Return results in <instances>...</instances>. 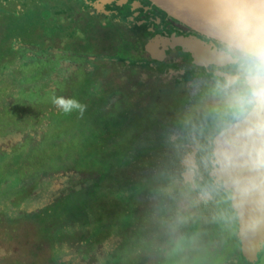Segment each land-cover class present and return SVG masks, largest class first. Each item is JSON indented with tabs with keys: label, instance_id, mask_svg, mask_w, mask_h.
I'll use <instances>...</instances> for the list:
<instances>
[{
	"label": "rangeland",
	"instance_id": "374dc122",
	"mask_svg": "<svg viewBox=\"0 0 264 264\" xmlns=\"http://www.w3.org/2000/svg\"><path fill=\"white\" fill-rule=\"evenodd\" d=\"M133 34L127 25L102 26L76 0L0 2V264H233L240 257L223 232L219 194L199 195L201 184L185 180L180 166L189 154L202 166L210 155V84L166 80L151 59L115 53L122 39L137 40ZM83 82L104 98V116L118 113L122 148L108 141L102 154L90 140L75 142L74 161L45 165L35 150L46 137L43 114ZM183 111L193 113L171 121ZM150 118L163 135L147 138ZM167 120L176 129H164ZM187 123L191 133L182 138ZM158 176L167 181L146 189Z\"/></svg>",
	"mask_w": 264,
	"mask_h": 264
},
{
	"label": "clouds",
	"instance_id": "9594fccd",
	"mask_svg": "<svg viewBox=\"0 0 264 264\" xmlns=\"http://www.w3.org/2000/svg\"><path fill=\"white\" fill-rule=\"evenodd\" d=\"M199 15L216 69L208 162L227 177L235 208L255 204V216L240 213L242 226L255 231L264 225V0H199ZM52 102L64 113L86 107L71 97Z\"/></svg>",
	"mask_w": 264,
	"mask_h": 264
},
{
	"label": "flooded vegetation",
	"instance_id": "af4514ba",
	"mask_svg": "<svg viewBox=\"0 0 264 264\" xmlns=\"http://www.w3.org/2000/svg\"><path fill=\"white\" fill-rule=\"evenodd\" d=\"M16 1L19 4H24L28 0H5ZM4 0H0L6 4ZM80 3L81 9L92 16L93 19H99L102 26H109L110 23L127 25L134 29V36L137 40L122 39L119 43L114 44L117 51H123L122 45L128 42L130 51L133 53L129 58L135 60L151 59L155 63V68H152L159 75L165 77L166 80H174L177 75H180L188 83H201L202 86L206 83L213 82L216 69L214 64L207 66L196 65L193 63V58L190 52L185 51L183 47L173 41L179 37L199 38L210 43L205 39L204 34L197 32L185 23L177 20L163 11L158 6L152 4L148 0H76ZM164 50V51H162ZM120 55V54H119ZM162 65V66H160ZM186 67H193L195 70H188ZM201 80V82H200ZM200 88V85H198ZM205 91V90H203ZM207 93V92H206ZM204 92L203 96L206 94ZM215 128V123L213 124ZM212 128V131L214 130ZM216 130V129H215ZM206 137V144L210 150L214 141L215 135ZM206 145V146H207ZM211 152V151H210ZM212 164L209 162L210 179L208 185H204L203 191L211 193L215 191L219 194L220 199L218 205L220 207L221 218L223 219V227L226 234L229 236L230 244L239 245V256L234 258L233 264H264V250L258 255V259L252 258L249 260L242 252L241 238L239 236L240 229V210L234 207V200L231 198V187H227L223 181V176L217 168V180L210 172ZM207 193V194H208ZM206 194H204L205 196ZM207 196H210L208 194ZM264 242V238L261 239ZM214 244V253L219 250V242L217 238L212 239ZM216 257H214L215 260ZM210 264V263H208Z\"/></svg>",
	"mask_w": 264,
	"mask_h": 264
},
{
	"label": "trees",
	"instance_id": "16d2710c",
	"mask_svg": "<svg viewBox=\"0 0 264 264\" xmlns=\"http://www.w3.org/2000/svg\"><path fill=\"white\" fill-rule=\"evenodd\" d=\"M122 49L124 50L119 51L117 53L125 57H129L133 55V53L130 51V45L128 42L123 43ZM97 93L98 92L89 93L87 85L83 82L82 84H78L75 88L72 89L71 95L64 96V97L75 98L79 100L82 104H84L86 107L83 114H80L77 110H73L70 113H64L59 109H57V107L54 104L50 105L47 108V110L44 112L43 119L41 121L46 128L45 130L46 137L43 144L38 146L35 150L38 151L41 155L47 156L45 157V165L54 166L59 164V167H66L65 165H67L70 162V161L65 162L66 159L74 161L75 159L73 158L80 155V153L78 154L77 151L74 153L71 152L72 156H70L68 150L71 148L73 144H75V142L86 143L87 140H90L95 145L93 149L94 150L96 149L97 152L102 154L106 153L105 152L107 148L106 142L108 141H110L112 144H115L114 151L121 150L123 145L122 141H123L124 130L121 131L120 128L113 127L114 125L116 126L119 124L118 113L116 115L113 114L111 118H107L106 116H104L103 115L104 98L102 96H99ZM113 98L114 100H116V97ZM193 111H187L185 113L184 111L181 113L179 112L178 113L179 115L177 113H174V115L176 114L177 116L175 117L174 115H172L173 117H171V121H173L175 118L181 117L182 115L186 116V114L187 115H189V113L192 114ZM151 120L152 119L150 118V120L147 122V124L148 123L150 124L146 126L147 138L152 136L150 135V133L154 134L155 132L160 133V136L163 135L165 132L161 131L162 128H160L159 123L155 124L154 122H151ZM171 121L169 120L164 121V123L168 125V127H164V129L166 130L173 129L174 126ZM188 123L184 126V128L178 129L180 132L181 130L185 132L182 138L188 137L191 133V129L190 126H188ZM87 128H91V130L88 131ZM140 130H141V126L137 129V133H139ZM135 135H132L128 140L125 141H129V143L133 142V138ZM88 137L89 139H87ZM161 145L162 144H160L159 146ZM63 146H65L66 148H64ZM59 155L60 157H58ZM51 158H56L57 159L56 163L52 164L49 161ZM101 161L104 160H100L99 162ZM131 161L133 162L134 159ZM96 165L100 166V164H96ZM119 165H120V169H122L123 163L119 162ZM180 166L182 172L186 173L184 175L181 172V175L185 176V177L183 176L185 180L189 181L190 183L201 184L200 187H197L195 189H198L197 190L199 192L198 194L202 196L204 185L206 186L209 184L208 179H210L211 177L208 171L209 169L208 159L206 161V164L202 166V164H200L195 154H189L187 157H185L183 162H181ZM168 175L174 178L178 177V175L180 176V174L178 175L168 174ZM112 176L113 174H111L110 172L109 178L112 179L113 178ZM158 181L161 182L167 181V176L166 177L158 176L157 178L151 180L148 186L145 188L147 189L148 187H150V185H153ZM104 193L105 190L103 189V191H101V193L99 191L96 194V196L98 197L100 195H105ZM96 196L93 199L94 202L97 201ZM24 255H27L28 258L31 260V262L34 261L29 254H24Z\"/></svg>",
	"mask_w": 264,
	"mask_h": 264
},
{
	"label": "water",
	"instance_id": "95a60500",
	"mask_svg": "<svg viewBox=\"0 0 264 264\" xmlns=\"http://www.w3.org/2000/svg\"><path fill=\"white\" fill-rule=\"evenodd\" d=\"M152 4L158 6L170 16L185 23L189 27L193 28L199 33H202L200 29V15H199V0H148ZM203 34V33H202ZM175 42L183 47L185 51L191 53L193 63L196 65H210L214 64V61L210 55V43L201 40L199 38L179 37L171 43ZM164 51V50H162ZM214 175V179L217 180V167L212 165L210 171ZM221 173V172H220ZM223 181L225 182L227 177L221 173ZM227 187L230 185L226 184ZM246 217L255 216L257 214L255 204H249L245 208L240 210ZM241 218V217H240ZM239 236L241 238L242 252L246 258L251 260L252 258L258 259V255L264 250V242L261 239L264 238V225L258 230L248 231L242 226L240 219Z\"/></svg>",
	"mask_w": 264,
	"mask_h": 264
}]
</instances>
